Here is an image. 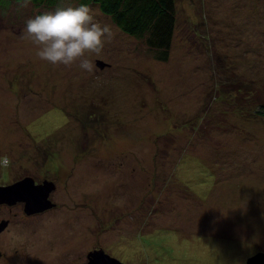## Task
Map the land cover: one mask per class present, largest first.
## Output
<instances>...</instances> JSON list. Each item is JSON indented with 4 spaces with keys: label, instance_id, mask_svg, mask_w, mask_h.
I'll use <instances>...</instances> for the list:
<instances>
[{
    "label": "rangeland",
    "instance_id": "1",
    "mask_svg": "<svg viewBox=\"0 0 264 264\" xmlns=\"http://www.w3.org/2000/svg\"><path fill=\"white\" fill-rule=\"evenodd\" d=\"M175 4L166 61L89 5L112 32L86 53L93 72L43 61L23 38L27 19L78 0L0 4V185H56L57 206L14 244L34 264L61 234L78 264L96 248L126 264H247L264 252V0Z\"/></svg>",
    "mask_w": 264,
    "mask_h": 264
},
{
    "label": "clouds",
    "instance_id": "2",
    "mask_svg": "<svg viewBox=\"0 0 264 264\" xmlns=\"http://www.w3.org/2000/svg\"><path fill=\"white\" fill-rule=\"evenodd\" d=\"M19 8H26L31 0H17ZM108 25L96 22L89 5L57 7L29 18L25 22L23 38L37 48L39 59L53 65L71 68L78 63L82 70L93 72L95 65L86 53L99 55L105 38L111 39ZM9 159L0 157V167L7 168Z\"/></svg>",
    "mask_w": 264,
    "mask_h": 264
},
{
    "label": "trees",
    "instance_id": "3",
    "mask_svg": "<svg viewBox=\"0 0 264 264\" xmlns=\"http://www.w3.org/2000/svg\"><path fill=\"white\" fill-rule=\"evenodd\" d=\"M8 0H0V4ZM17 2V0H14ZM62 0H31L37 6L56 7ZM79 5H97L125 33L143 38L157 60L169 58L176 25L175 0H78ZM259 99V98H256ZM257 113L264 116V100Z\"/></svg>",
    "mask_w": 264,
    "mask_h": 264
},
{
    "label": "flooded vegetation",
    "instance_id": "4",
    "mask_svg": "<svg viewBox=\"0 0 264 264\" xmlns=\"http://www.w3.org/2000/svg\"><path fill=\"white\" fill-rule=\"evenodd\" d=\"M45 180L48 179H44L41 182L36 180V178H34L36 184H41ZM51 181L53 182V180ZM5 185L8 184H1L0 186H5ZM54 189H56L55 183L53 190ZM52 191L49 194V199L52 205L49 208H46L39 212L28 213L25 210V202L23 200H17L14 203L0 201V264H34L36 262L35 260L31 259L30 256L31 253L29 249L27 250L25 244H23L22 247H16L14 244L16 243V241H18L17 243H19L20 242L19 238H22L24 236H26V239L30 241L29 239L30 233L29 234L27 233L26 226L29 227L31 218H35L38 215H42V216L46 215L57 206L58 203L51 195ZM18 222H24V223L19 227L15 228L14 225L17 224ZM46 236L45 239L47 240ZM69 236H71V234ZM64 240L66 243L68 239L65 238L62 234L60 239H58V236L55 235L54 239L48 240L49 244L47 245V247L46 245L40 247V244L37 246L36 249L37 254L40 255L42 259V264L43 262L46 264L47 261L49 260L50 257L49 253H51L50 252L51 250L55 252V256L53 257V260L52 259L49 260L48 264H78L77 253H75L74 259H70L68 263L67 259H69V256L73 252L72 249H67V243L63 244ZM95 250H98V248L92 249L87 253L86 255L87 260L82 264H85L86 262L89 261L90 253H92ZM66 255L67 256L69 255L68 258Z\"/></svg>",
    "mask_w": 264,
    "mask_h": 264
},
{
    "label": "water",
    "instance_id": "5",
    "mask_svg": "<svg viewBox=\"0 0 264 264\" xmlns=\"http://www.w3.org/2000/svg\"><path fill=\"white\" fill-rule=\"evenodd\" d=\"M100 67L104 66L102 61L97 62ZM54 188V183L45 180L36 184L34 178L26 176L12 184L0 186V201L14 203L17 200L25 202V210L28 213L39 212L49 208L52 204L49 194ZM85 264H126L119 259L109 255L102 249L90 253V259ZM247 264H264V252H258L247 260Z\"/></svg>",
    "mask_w": 264,
    "mask_h": 264
}]
</instances>
